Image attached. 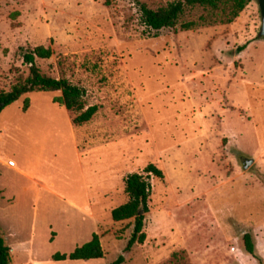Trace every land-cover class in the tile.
Instances as JSON below:
<instances>
[{"label":"rangeland","instance_id":"obj_1","mask_svg":"<svg viewBox=\"0 0 264 264\" xmlns=\"http://www.w3.org/2000/svg\"><path fill=\"white\" fill-rule=\"evenodd\" d=\"M0 0V91L41 72L85 90L92 119L28 93L0 112V228L10 264H264V38L257 0L228 24L187 8L178 25L146 28L137 2ZM206 22L184 30L181 24ZM240 48H244L239 51ZM25 100L28 108L23 111ZM254 162L244 168L243 161ZM13 161V165L8 162ZM154 164L143 244L133 219L114 222L124 179ZM100 236L104 256L54 260Z\"/></svg>","mask_w":264,"mask_h":264},{"label":"trees","instance_id":"obj_2","mask_svg":"<svg viewBox=\"0 0 264 264\" xmlns=\"http://www.w3.org/2000/svg\"><path fill=\"white\" fill-rule=\"evenodd\" d=\"M116 0H105L110 5ZM252 0H174L165 6L150 8L144 2H137L140 19L146 28L155 32L163 28H173L178 25L181 16L187 8L200 7L209 10L214 14L212 23H231L245 6ZM206 22L204 16L199 21H188L180 26L184 30L192 29ZM244 48H240L242 51ZM52 55V49L44 45H37L23 54V61L27 64L29 73L23 79L14 83L9 91H0V112L22 96L34 92H60V96L54 97L53 102L62 105L70 113H73V125H82L92 119L98 110L97 105L86 106L85 90L68 79L54 78L43 74L36 64V58L46 59ZM28 108V101L25 100L23 111ZM144 173L134 172L128 174L124 179V191L128 197L127 201L115 207L111 211V218L114 222L133 219V229L128 239L126 250L129 251L134 245L143 244L146 239L144 232L145 214L148 213V200L151 186L149 176L154 175L162 178L163 172L154 164H148ZM245 251L256 258L259 264H263L262 258L255 252V243L250 232L242 235ZM104 256L100 236L94 233L91 239L80 246H77L69 254H53L54 260L70 259H98ZM12 261L11 247L5 243L0 228V264H10ZM124 258L120 255L110 264H122Z\"/></svg>","mask_w":264,"mask_h":264},{"label":"water","instance_id":"obj_3","mask_svg":"<svg viewBox=\"0 0 264 264\" xmlns=\"http://www.w3.org/2000/svg\"><path fill=\"white\" fill-rule=\"evenodd\" d=\"M259 10H260V15H261V28L259 32V36L264 38V0H257ZM254 162L253 159H246L243 161V166L244 168L249 167L252 163Z\"/></svg>","mask_w":264,"mask_h":264},{"label":"built area","instance_id":"obj_4","mask_svg":"<svg viewBox=\"0 0 264 264\" xmlns=\"http://www.w3.org/2000/svg\"><path fill=\"white\" fill-rule=\"evenodd\" d=\"M10 163V165H13L14 163L11 161V162H9Z\"/></svg>","mask_w":264,"mask_h":264},{"label":"crops","instance_id":"obj_5","mask_svg":"<svg viewBox=\"0 0 264 264\" xmlns=\"http://www.w3.org/2000/svg\"><path fill=\"white\" fill-rule=\"evenodd\" d=\"M9 162H11V161H9ZM9 162H8V163H9ZM12 162H13V161H12Z\"/></svg>","mask_w":264,"mask_h":264},{"label":"bare ground","instance_id":"obj_6","mask_svg":"<svg viewBox=\"0 0 264 264\" xmlns=\"http://www.w3.org/2000/svg\"><path fill=\"white\" fill-rule=\"evenodd\" d=\"M10 164V163H9Z\"/></svg>","mask_w":264,"mask_h":264}]
</instances>
